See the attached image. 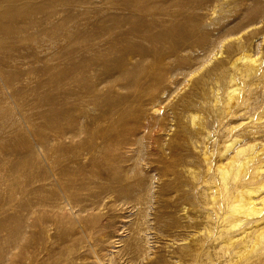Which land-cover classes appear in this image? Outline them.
I'll use <instances>...</instances> for the list:
<instances>
[{"label":"rangeland","instance_id":"1","mask_svg":"<svg viewBox=\"0 0 264 264\" xmlns=\"http://www.w3.org/2000/svg\"><path fill=\"white\" fill-rule=\"evenodd\" d=\"M23 1L30 18L50 14L47 0L41 12L36 0ZM53 2L58 14L43 28L74 19L78 34L61 39L57 31L52 47L35 44L39 34L10 38L0 52V217L22 206L20 245L9 251L14 230L0 228V264H245L250 255L234 258L238 244L228 243L219 219L227 212L220 168L231 166L241 142L244 157L255 156L249 165L262 166L250 184L264 179V0H177L182 18L159 22L170 35L152 52L140 40L130 50L123 41L115 51L102 45V34L125 30L100 29L116 12L106 0L81 9ZM69 48V60L78 67L84 58L90 70L70 83L58 80ZM129 61L128 78L112 81ZM62 133L77 136L62 139L48 161L40 136ZM232 137L240 141L226 150ZM238 184L231 182L236 192ZM70 192L88 200L86 211Z\"/></svg>","mask_w":264,"mask_h":264},{"label":"bare ground","instance_id":"2","mask_svg":"<svg viewBox=\"0 0 264 264\" xmlns=\"http://www.w3.org/2000/svg\"><path fill=\"white\" fill-rule=\"evenodd\" d=\"M20 1L21 0H0V52L4 48L3 47L4 44H6L8 41H10V40L11 41L12 40L13 41H23V40H26L27 38H30L29 34H39L41 37H37V36L32 37V38H34L33 42L35 44H37L38 46H43L46 44L48 47H52L55 45V43H57V41H55L53 38V34H56L57 31H59L61 33V37H62L61 39H68V37H70L69 34H78L77 33L78 31L76 32L77 28L75 27L76 26L75 24L77 23V21L76 22L73 21L74 19L62 20L61 25L58 27V29L56 28L58 24L57 25L53 24V27H50V28H43V26L45 24L53 23V20H55V18H56V14H58L57 10L54 8L55 5H52L54 3L53 0H47L45 2L47 4V7L50 8V11H49L50 14H48V16H45L42 19L30 18V17L24 15L25 14V12L23 11L24 10V7H23L24 1L19 3ZM36 1H37V4H35L33 10H35L37 12H41L42 10H44V2H41L39 0H36ZM92 1L93 0H63V4H62L63 6L62 7L69 8L71 6V2H76L77 6L75 8L81 9V7L84 8L85 4H88ZM106 2L109 3L107 6H109V8H111V9H116V12L109 14L108 16H104L102 18L104 20L103 21L104 23L101 24L100 29L105 30V31L108 29L109 30L120 29V28L125 29L122 32H120L116 38H110L109 34H102V36L104 37V39H102L104 41V42H102V45L105 43V45L107 46L106 48L111 49V50H114L116 48V46L119 43H121V41L125 42L123 44L124 45L123 50H130V48L133 49V46H134V43L136 42V40L137 41L140 40L139 42H141L143 44V46L149 47L150 51L152 52L151 47H150L152 44L156 43L155 46L157 45V43L158 44L159 43L164 44V43H166L167 37L170 35L168 30L166 32L167 26L160 24L159 22L161 20L165 19V17H167V16L171 17L173 14H175L174 18L171 19V21H170L172 24L175 25L176 22L182 18V17L178 16V15L182 16V8L175 5L177 3V0H170L168 3L165 2L164 0H106ZM139 4H142V5H139ZM262 6H263V4H262ZM169 7H171V8L168 9ZM256 9H257V7H256ZM95 11H91L90 14L94 13ZM144 11L146 13H141ZM88 14H89V12H88ZM80 15H81V12L76 13L77 17ZM20 18H23V19L20 21ZM111 20L116 21V26L114 25V28L112 26L113 24L110 25L112 28L109 27V25H108V23L111 22ZM7 23H9V24H7ZM177 29H178V31L180 30L179 28H177ZM136 32L138 34H136ZM179 33L181 34L182 31ZM43 34H48L47 36L50 35L51 39L45 41L42 37ZM133 40H135V41H133ZM86 42H87L86 46L88 47L87 51H89L92 48L90 46V42H88V41H86ZM136 43H138V42H136ZM138 44H140V43H138ZM138 44H136V45H138ZM93 46L94 45H92V47ZM143 46H141V47H143ZM121 47H123V46H121ZM141 47H139V48L143 49ZM154 48H152V49H154ZM161 48H162V45H161V47H159V50H161ZM157 50H158V48H157ZM143 51H145V50L143 49L142 52ZM104 52L106 54V51H104ZM131 52H128V53H131ZM172 52L170 50V53H172ZM65 53L67 55V61H68V64L70 65V67H67L65 69L64 68L61 69V66L59 65L60 67L58 70L60 71V69H61L63 71V77L58 78V80H60V81L67 80L70 83L74 79V77L77 76L75 74L82 73L85 76L86 73H88L90 71L89 67H88L89 62L86 59H84V58L79 59V61L77 62V66L78 65L79 66L76 67L74 59L69 60L70 59L69 57L71 55L70 48L68 50H66ZM93 53H94V51H93ZM121 53H123V52H121ZM134 53H135V51H134ZM138 53L140 55V52H138ZM151 55H152V53L150 54V56ZM102 56H105V55H102ZM127 56H128V54H127ZM166 56H167V54H166ZM152 57H154V56L152 55ZM106 59H107V57L105 58V60ZM164 59H165V57H164ZM245 59H249L248 56ZM108 60H110V59H108ZM14 61L12 64H14ZM105 63H107V62H105ZM118 63H120V62H118ZM17 64H18V62H17ZM108 64H109V62H108ZM125 65L127 68L125 70L124 69L120 70V72L118 73V76L116 78L112 79V81L120 80V79H123L124 77L128 78V76L131 74L130 73L131 70H127V69L128 68L132 69V66H130V65H132V63H130V61H129V63H126ZM71 66L74 67V70H75L74 72H71ZM1 72H2V70H1ZM54 72H56V69ZM56 73H54L55 78L58 76V75H56ZM3 74H4V72H3ZM5 80L7 83H11L10 79H8V80L5 79ZM55 80H57V79H55ZM68 82H65V83H68ZM120 82H122V81H120ZM126 82H127V80H126ZM136 82H137L136 79H132V81L130 82V86H135ZM65 83H63V84H65ZM61 86H63V85H61ZM238 89H239L238 86H234L233 88H231L230 91L235 92ZM21 92H22V90H20L18 93L21 94ZM248 133H249V131H248ZM238 134H239V132H238ZM75 136H77V134L67 135L66 133H62V134H57L54 137L52 136L53 138H49V137H46L45 135H42V136H40V139H39L40 148L43 150V151L42 150L41 151H42V153L45 154V156L48 157V161H53V158L56 155H60L56 150L57 144L62 139L66 138V137L67 138H73ZM252 137H253V135H252ZM238 140H237V138H233V139L229 140L227 147H225L226 150L230 149V147L233 144H235V142ZM243 144H241V142H240V143H237L233 147L234 148V149H232L233 152H231L232 153V158H231L232 161H231V166H230L231 168L230 167H224V166H222L220 168V176H221L220 178L222 180V185H223V189H224L225 196H226V201H227L226 211L228 213L225 212L227 214L224 213L223 215H220L219 219H222V221H225L224 229H227L226 237L228 239V243L233 244V245L235 243L238 244V249L235 250L236 253L234 255V258L239 257V255H242L243 253H247L250 256L246 261H244L245 264H264V179L262 181H260L258 183V185H256V186L250 184V180H252V179H254V177L258 176L257 175V174H259L258 170L262 171V166L259 167V166H255V165L254 166L249 165V162L255 156L249 154L247 157H244L245 152L247 150V147H245ZM245 144H247V143H245ZM262 144H264V143H262ZM250 147H251V145H250ZM223 152H225V150ZM250 153H252V152H250ZM78 154H80V153H78ZM78 154H76V155H78ZM255 155H256V153H255ZM52 163H54V162H52ZM78 164H79V162H78ZM67 170L70 171L69 169H67ZM232 181H239L237 189L238 188H242V189H240L239 191L236 192L232 188L233 187L231 185ZM71 184H73V182ZM87 185H89V184H87ZM13 190L9 191V193H8L9 194L8 199L10 201H14V199L16 197V195H14V194H17L19 192V191H16L15 188ZM109 191H112V190H109ZM99 195H101V194H99ZM109 195H107V196H109ZM68 197L72 200L73 203H75L74 206H77L76 208H78L79 212H84V211H86V209H88V206H89V204L87 203L88 200H83V201L81 199L79 200V198H77L78 195L76 193H73V192H70L68 194ZM138 201H137V203H138ZM25 203H27V204L29 203L28 199H25ZM93 204H94V202H93ZM13 205L15 206L16 204H13ZM33 207H34V205H33ZM7 208L8 207H4L3 211L1 212L2 216L0 217V228L5 229V227H6V228H9L10 230L11 229L14 230V233L12 235V239L11 238L9 239V242H12L11 243L12 245L9 247V251H10V249L12 247L20 245L21 239H19V235L16 232H17V227L19 230L21 217H19V214L17 212L20 211V208H22V206H21V204H19V206H17L15 209H13L12 207L8 208L9 210L13 209L9 213L7 212V210H8ZM30 208H31V206H30ZM31 209H33V208H31ZM90 229H92V228H90ZM15 230H16V232H15ZM92 232H93V230H92ZM88 233H90V232H88ZM93 235L94 234L92 233V236ZM93 238H94V236H93ZM135 238H136V236H135ZM95 240H97V242H98V239L94 238V241ZM3 242H4V240H3ZM0 243H2L1 238H0ZM2 246H5V245H2ZM233 247H235V246H233ZM131 248H133V247H131ZM5 257H6V254H5ZM78 257L79 256H77L76 258H78ZM113 260H115V259H113Z\"/></svg>","mask_w":264,"mask_h":264}]
</instances>
